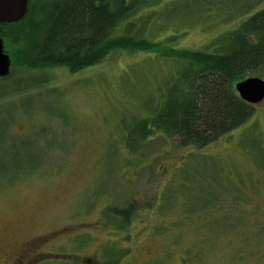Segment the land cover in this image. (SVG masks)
I'll return each instance as SVG.
<instances>
[{
    "label": "rangeland",
    "instance_id": "374dc122",
    "mask_svg": "<svg viewBox=\"0 0 264 264\" xmlns=\"http://www.w3.org/2000/svg\"><path fill=\"white\" fill-rule=\"evenodd\" d=\"M263 7L264 0L255 11ZM212 15L183 36L176 32L170 45L201 50L236 23ZM153 58L118 51L77 73L51 69L47 85L54 92L47 94L15 93L21 85L14 79L5 86L14 96L0 103V264H264V100L244 126L195 155L198 164L204 158L207 166H223L220 174L232 183L224 188L231 192L207 209L188 210L193 202L173 191L168 210L159 209L175 166L189 155L171 138L152 137L134 155L142 164L129 168L121 161L134 156L116 147L119 177L113 176L111 145L121 139L125 107L134 110L132 85L138 94L148 90L144 99L156 92L148 82L156 79L159 86L158 80L169 76L170 65L158 67ZM259 72L263 79L264 70ZM122 74L130 75L125 86ZM121 104L124 108L115 110ZM15 107L11 130L25 134L11 137ZM109 191L110 199L136 208L125 226L104 213ZM220 205L234 211L237 226L214 237L207 225L225 215L215 208Z\"/></svg>",
    "mask_w": 264,
    "mask_h": 264
},
{
    "label": "trees",
    "instance_id": "16d2710c",
    "mask_svg": "<svg viewBox=\"0 0 264 264\" xmlns=\"http://www.w3.org/2000/svg\"><path fill=\"white\" fill-rule=\"evenodd\" d=\"M262 1L29 0L27 14L21 21L0 25V37L14 65L6 77L0 78V103L14 96L13 92L5 90L12 79L16 84L20 81L21 85L17 87L21 90L15 93L41 95L43 90L44 94L51 93L54 88L48 87L50 78L46 76L49 70L58 68L77 73L101 64L113 52H140L160 61L158 67L160 63L165 67L170 65L169 76L158 80L159 86L156 79H152V84L148 82L146 86L155 85L156 92L151 91L144 99L142 95L148 90L138 94L135 83L132 85L134 110L126 104L125 116L121 118V139L111 145L115 147L112 170L115 173L114 167L120 162L117 159L121 154L117 151L119 147L134 156L152 137L171 138L178 147L189 150V155L175 166L173 177L161 193L163 206L159 209L168 210L172 191L188 196V203L193 202L190 208L187 205L188 210L207 209L212 203L223 200L224 192H231L224 188L232 183L220 174L223 166L211 162L207 166L204 158L198 164L199 158L195 155L244 126L258 104L243 101L235 84L250 76L261 78L259 71L264 70V7L255 11ZM206 12L214 13L212 17L223 21L236 20V23L218 31L201 50L177 49L170 45L177 38L176 32L183 36L196 23L208 21L211 14ZM159 34L164 35L162 40H154L153 36ZM145 69H152L151 65ZM143 70L137 67L136 73L143 75ZM129 76L122 74L120 84L125 86L123 80ZM122 108V104L115 106V110ZM18 109L15 107L11 116V137L25 134L11 130ZM121 162L126 163L127 168L142 164L138 156L131 159L126 156ZM14 181L13 178L8 182ZM188 186L200 188L195 191ZM110 192L106 197L112 196ZM235 200L240 198L235 197ZM119 201L105 198L104 213L107 218L117 217L125 226L136 208L129 203L120 205ZM215 208H222L225 215L213 226L209 223L207 226L214 237H219L237 224L232 222L234 211L231 208L225 209L223 205Z\"/></svg>",
    "mask_w": 264,
    "mask_h": 264
},
{
    "label": "water",
    "instance_id": "95a60500",
    "mask_svg": "<svg viewBox=\"0 0 264 264\" xmlns=\"http://www.w3.org/2000/svg\"><path fill=\"white\" fill-rule=\"evenodd\" d=\"M29 0H0V25L21 21L27 14ZM11 69V59L0 37V78L6 77ZM238 96L248 104L254 105L264 99V79L250 76L235 84Z\"/></svg>",
    "mask_w": 264,
    "mask_h": 264
}]
</instances>
